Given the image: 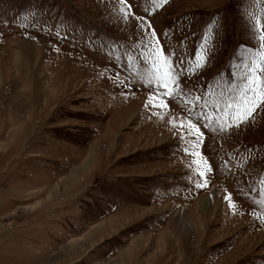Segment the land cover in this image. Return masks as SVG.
<instances>
[{
	"label": "rangeland",
	"instance_id": "374dc122",
	"mask_svg": "<svg viewBox=\"0 0 264 264\" xmlns=\"http://www.w3.org/2000/svg\"><path fill=\"white\" fill-rule=\"evenodd\" d=\"M129 4L183 62L170 100ZM254 18L264 0H0V264H264V107L183 139L264 44Z\"/></svg>",
	"mask_w": 264,
	"mask_h": 264
},
{
	"label": "snow or ice",
	"instance_id": "6c2138e0",
	"mask_svg": "<svg viewBox=\"0 0 264 264\" xmlns=\"http://www.w3.org/2000/svg\"><path fill=\"white\" fill-rule=\"evenodd\" d=\"M124 0H121L123 4ZM165 0H160V3H164ZM152 15H155L153 13ZM127 16L135 19L139 27L141 35L135 37L142 49L148 50V55L145 56L144 51H140L139 55L144 58L146 64H150V67L144 69L143 73H138L142 78L146 80L148 85H152L155 82V95L161 97V101L170 100L171 97L176 96L178 85L182 84L187 79V75L181 76L180 72L183 69V62L178 58L173 57L168 53L167 48L162 43V38L157 32V29L152 25L151 20L148 19V14L141 16L132 7L128 6ZM254 32L257 34V39L264 42V22L258 18H254ZM199 60V53L196 57ZM179 65V66H178ZM129 69H133V57H129V63L127 65ZM237 67L240 69L238 76L240 83H233L229 89V95L227 98L221 96V101H218L212 109V113L205 112L208 102L205 101L200 105V115L196 117L195 122L189 119L188 125L183 129V139H191L185 152H188V148L193 149L191 155H195L196 145H201L204 141V127L210 121L212 123L220 122L218 127H222L223 123L227 121L230 128L239 127L241 124L246 123L248 120L254 119L260 109L264 107V44L257 50L255 56L250 60H243ZM120 83V81H117ZM132 90L135 91V86H132ZM182 90V89H181ZM202 97H196L193 101L194 104L198 103ZM166 107L168 105H165ZM145 107H158L152 103V96L148 97V101ZM191 111V110H190ZM201 120L204 122L201 123ZM210 126V124H209ZM176 127H179L177 125ZM192 164L196 166L198 172V179L193 185L196 190H203L208 186L207 180L210 175L209 170H199L200 162L193 160ZM191 166V165H190ZM231 200V195L225 197V202ZM234 208V205L229 204Z\"/></svg>",
	"mask_w": 264,
	"mask_h": 264
},
{
	"label": "bare ground",
	"instance_id": "6f19581e",
	"mask_svg": "<svg viewBox=\"0 0 264 264\" xmlns=\"http://www.w3.org/2000/svg\"><path fill=\"white\" fill-rule=\"evenodd\" d=\"M58 181H60V183H62V181L61 180H58ZM56 186H59V184L57 183V185ZM71 188V187H70ZM48 189V188H47ZM50 190L51 189H54V185H53V188H49ZM110 207V206H109ZM95 237L93 236V237H88V239L86 238L85 240L84 239H81L80 240V243H79V247H81V246H86V245H88L89 243H91L92 242V240L91 239H94ZM175 243V242H174ZM169 245H170V243H169ZM171 246V245H170ZM179 248V245H173V247H172V249L173 250H176V249H178ZM180 249V248H179ZM123 260V259H122ZM122 264V263H121Z\"/></svg>",
	"mask_w": 264,
	"mask_h": 264
}]
</instances>
